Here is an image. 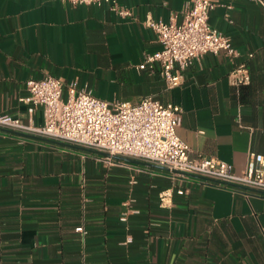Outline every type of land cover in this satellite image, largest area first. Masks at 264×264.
Masks as SVG:
<instances>
[{"label":"crops","instance_id":"1","mask_svg":"<svg viewBox=\"0 0 264 264\" xmlns=\"http://www.w3.org/2000/svg\"><path fill=\"white\" fill-rule=\"evenodd\" d=\"M211 1L209 24L238 56L206 54L168 89L158 64L139 69L161 49L144 21L181 22L185 0H116L129 18L106 6L0 0V113L42 126V109L30 115L21 99L28 80L46 76L64 95L76 81L109 104L152 97L181 108L177 136L192 158L241 173L249 152L264 155V0ZM239 65L250 83L237 88L229 74ZM15 133L0 128V264H264L261 194ZM164 192L171 202L161 205Z\"/></svg>","mask_w":264,"mask_h":264},{"label":"built area","instance_id":"2","mask_svg":"<svg viewBox=\"0 0 264 264\" xmlns=\"http://www.w3.org/2000/svg\"><path fill=\"white\" fill-rule=\"evenodd\" d=\"M71 6H106L121 18L131 17V11L119 7L116 0H59ZM217 6L211 0H185L182 20L175 16L167 22L147 17L144 24L156 35L161 49L146 54L139 69H153L159 73L168 89L183 83V73L206 54L224 52L230 60L238 53L230 38L209 24V14ZM237 87L247 86L250 76L245 65L235 67L229 74ZM52 77L26 82L27 95L21 101L28 106V114L37 108L43 112L42 126L24 124L19 118L0 113V128L104 152L109 157L138 160L165 168L182 178L202 179L208 183L231 189H244L264 196V155L249 152L244 170L235 173L220 160L190 156V148L177 136L182 110L173 104H161L147 97L137 104H112L95 98L76 81L66 85ZM177 195L185 191L177 189ZM171 194L159 196L161 205L170 203ZM125 221V216L121 218ZM76 232L86 234L80 226Z\"/></svg>","mask_w":264,"mask_h":264},{"label":"water","instance_id":"3","mask_svg":"<svg viewBox=\"0 0 264 264\" xmlns=\"http://www.w3.org/2000/svg\"><path fill=\"white\" fill-rule=\"evenodd\" d=\"M15 134H17V133H15ZM49 142H52V143H56V141H49ZM61 143V142H60ZM95 152H97L98 154H100V155H104V156H108V154H106V153H104V152H98V151H95ZM196 178H199V177H196Z\"/></svg>","mask_w":264,"mask_h":264}]
</instances>
